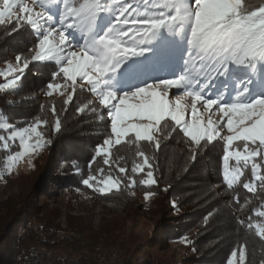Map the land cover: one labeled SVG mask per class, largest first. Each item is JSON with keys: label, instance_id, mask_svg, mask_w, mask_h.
<instances>
[{"label": "snow or ice", "instance_id": "snow-or-ice-1", "mask_svg": "<svg viewBox=\"0 0 264 264\" xmlns=\"http://www.w3.org/2000/svg\"><path fill=\"white\" fill-rule=\"evenodd\" d=\"M142 5L136 0H3L0 25L10 22L5 29L8 32L21 28L31 31L34 42L0 73L5 81L0 83V91L19 87L25 73L33 71L50 72L45 82L49 97L57 91L63 95L69 88L75 93L79 80L82 90L94 94L106 110L98 113L96 107L89 109L98 113L101 121L105 117L108 120L109 130L95 146L96 155L105 157L103 163H114L113 146H137L143 162L134 164L132 175L125 166L116 164L129 186L135 185L134 174L140 173L146 176L141 184L157 183L154 165L139 145L141 141L153 142L162 121L170 120L176 135L182 133L189 146L199 151H207L219 141L226 185L222 190H233L239 211L242 205L234 185L242 184L248 192L255 191V182L264 187V0L258 6L248 0H142ZM105 14L112 16V22L102 35H96L100 17ZM165 35L180 37L186 44L182 70L173 78L117 94L110 75L115 76L129 59L159 45L161 55L156 63L171 61L174 49L163 42ZM128 78L138 79L139 75L129 73ZM222 78L225 86L232 81L227 96L208 87L210 81ZM170 89L178 90L174 100L169 99ZM72 98L69 94L64 103ZM88 107L86 104L77 110L83 113ZM189 108L191 120L186 118ZM52 113L56 115L54 106ZM42 124L47 125V121L36 119L19 129L0 123V129L10 132L7 137L0 135L5 148L7 141L19 140L20 151L10 157L12 165L48 143L39 130ZM53 130H61L58 118ZM155 147L160 148L158 141ZM191 159L195 162V153ZM245 169H250L251 180L241 179ZM100 173L99 177L89 175L83 184L105 194L122 182L121 177L111 174L105 178L103 169ZM149 195L145 194L146 200ZM238 223L242 228L255 227L256 234L264 239V225H254L247 217L239 218ZM246 260L247 245L240 243L233 247L225 264H246Z\"/></svg>", "mask_w": 264, "mask_h": 264}, {"label": "trees", "instance_id": "trees-1", "mask_svg": "<svg viewBox=\"0 0 264 264\" xmlns=\"http://www.w3.org/2000/svg\"><path fill=\"white\" fill-rule=\"evenodd\" d=\"M248 2L258 6L262 0ZM9 27L10 23L0 25V67L8 65V62L13 63L16 55L26 52L34 42L31 31L21 28L18 32H8L5 29ZM49 75V71L43 70L38 74L35 71L26 72L19 87L14 86L0 93V123H10L13 128L19 129L36 119L45 120L47 125L42 124L39 130L48 141L43 149L38 150L33 171L37 175L30 193L23 200V206L13 210L11 215H0V264H35L37 253L30 247L25 248L16 236L21 225L29 228L36 226V230L52 236L66 232L53 225L57 213L46 210L45 203H40L41 199L50 196L49 191L53 186L71 188L90 196L113 213H123L129 206L138 204L133 193H151L159 197L146 205L138 204L136 209H146L155 216L159 215L150 232L134 249L139 257H144L147 249L164 250L169 244L183 239L187 256L179 264H225L233 247L240 243L247 245L246 264H264V239L256 234L255 227L242 228L238 223L239 218L247 217L254 225H264V216L260 215L264 212V187L255 182V191L248 192L242 184L234 185L242 205L237 210L233 190H222L226 185L222 181L223 151L219 141L213 142L215 146L209 145L207 151H199L195 146H189L188 138H184L182 133L176 135L170 120L162 121L156 131L158 138H154L151 144L141 141L139 145V149L154 165L152 170L157 183L147 186L141 184L140 181L146 176L140 173L134 174L136 183L129 186V182L123 179L124 174L118 172L116 164L125 166L128 174L132 175L134 164L143 162L137 155V146L126 143L113 146L111 157L114 163L105 165V157L95 153V146L102 142L109 130L107 117L103 121L97 118L98 113L105 110L78 83L75 93L69 88L61 97L44 98L45 82ZM59 79L63 82L62 78ZM2 81L4 78L0 76ZM69 94L73 98L65 104ZM86 104L89 107L83 113L78 112L77 109ZM53 106L56 109L55 116L52 113ZM91 107H96L98 113H92L89 110ZM57 118L61 122L59 132L53 130ZM8 133L0 129V135L7 137ZM157 141L159 149L155 147ZM7 143L9 146L5 148L0 141V170L4 169L8 157L19 151L17 144L11 141ZM193 153L195 162L191 159ZM100 169H103L105 178L111 174L121 177L122 182L105 194L83 184V179L89 175L99 177ZM52 170L58 175L52 177ZM147 170L145 168V172ZM241 179L251 180L250 169H245ZM166 201H169L168 206ZM168 211L173 212L174 217H169ZM74 221L77 220L68 217L70 228ZM5 229H11V232L4 236L2 231ZM117 231V222L102 220L98 231H93L88 222L83 233L87 234L84 236L86 242H100L116 235ZM71 232H68L67 238L81 239ZM56 264L79 262L65 260Z\"/></svg>", "mask_w": 264, "mask_h": 264}, {"label": "rangeland", "instance_id": "rangeland-1", "mask_svg": "<svg viewBox=\"0 0 264 264\" xmlns=\"http://www.w3.org/2000/svg\"><path fill=\"white\" fill-rule=\"evenodd\" d=\"M28 2L30 3L31 0H28ZM136 2L142 5V0H136ZM2 3L3 0H0V6H2ZM53 15H57L56 11H53ZM111 22V15H102L96 35H102ZM163 42L170 44L174 49L171 61L168 63H156L157 58L161 55L159 45L148 49L143 56L129 59L127 64L123 65L115 76L110 75L111 86L117 94H123L125 91L131 92L145 83L173 78L182 70V56L186 48L184 40L180 37L165 35L163 36ZM7 67L8 65L0 67V73L6 71ZM129 73H137L139 78L129 79ZM258 73L259 66L255 70V74L258 75ZM3 82L5 81L0 83ZM77 83L81 84L79 80ZM208 87L213 89V91L220 90L222 95L227 96L228 91L231 90L232 81H228L227 86H225L222 78L220 81H210ZM205 90L207 91V89ZM177 92V89H170L169 99L174 100V93ZM63 95L59 91L53 94V96L58 97ZM92 95L98 105L103 108L99 104L98 98L94 94ZM44 98H49V96L46 95ZM198 108L203 112L202 105H198ZM190 113L191 109L189 108L186 113V118L189 120H191ZM205 118H207V114H205ZM213 119H216V117L213 116ZM9 134L10 132L7 136ZM154 138H158L156 132L154 133ZM1 142L4 145L5 142ZM11 142L17 144L20 151L19 140ZM37 155L38 151L25 155L14 165L10 161L12 155L7 158L4 169L0 170V215L8 213L11 215L13 210H19L23 206V200L30 193L34 177L37 175L33 173ZM56 175L58 173L52 170L51 176L55 177ZM115 188L116 186H112L111 190ZM49 192L50 196L46 199H41L40 203H45L46 210L57 213L53 225L66 232L52 236L36 230V226H30L29 228V226L21 225L16 234L25 248L30 247L37 253L38 257L35 260V264H56L65 260L77 261L79 264H126L128 260L129 264H179L182 258L187 256L184 251L186 243L183 239L169 244L164 250L160 248L147 249L144 257H139L134 251L140 241L150 232L155 220L159 218V215L155 216L146 209H140L139 211H136V209L138 204L146 205L159 199L156 195H149L146 200L145 194L133 193L132 195L136 198V203L138 204L129 206L123 213H113L92 197L71 188L53 186ZM168 205L169 201H166V206ZM167 214L169 217H174L175 215L170 211ZM68 217L77 220L72 223V228L69 227ZM81 219H84V221H80ZM102 220L117 222L119 229L117 234L112 233L114 236L112 235L100 242H86L84 236L86 237L87 234L84 235L83 233L86 224L89 222L92 230L98 231ZM82 222L83 224H81ZM75 225L76 227H73ZM70 230L72 231L71 233L78 235L81 239L67 238ZM10 232L11 229L2 231L4 236ZM119 245H123V247L121 248Z\"/></svg>", "mask_w": 264, "mask_h": 264}, {"label": "built area", "instance_id": "built-area-1", "mask_svg": "<svg viewBox=\"0 0 264 264\" xmlns=\"http://www.w3.org/2000/svg\"><path fill=\"white\" fill-rule=\"evenodd\" d=\"M113 255H114V254H113ZM114 257L117 258L116 255H114Z\"/></svg>", "mask_w": 264, "mask_h": 264}]
</instances>
